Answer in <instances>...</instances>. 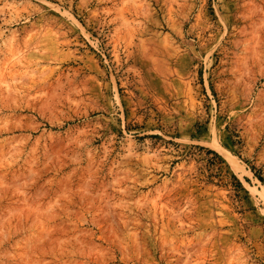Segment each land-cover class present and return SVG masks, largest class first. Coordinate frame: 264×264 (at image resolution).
<instances>
[{
	"label": "rangeland",
	"instance_id": "rangeland-1",
	"mask_svg": "<svg viewBox=\"0 0 264 264\" xmlns=\"http://www.w3.org/2000/svg\"><path fill=\"white\" fill-rule=\"evenodd\" d=\"M0 264H264V0H0Z\"/></svg>",
	"mask_w": 264,
	"mask_h": 264
}]
</instances>
